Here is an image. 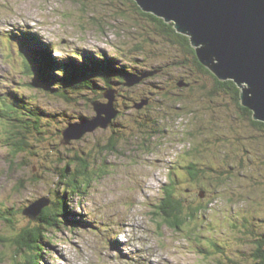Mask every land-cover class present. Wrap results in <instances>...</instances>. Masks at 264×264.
Masks as SVG:
<instances>
[{
    "label": "rangeland",
    "instance_id": "374dc122",
    "mask_svg": "<svg viewBox=\"0 0 264 264\" xmlns=\"http://www.w3.org/2000/svg\"><path fill=\"white\" fill-rule=\"evenodd\" d=\"M156 32L154 24L128 0H0V101L6 109L17 90L50 115L44 119L50 129L35 138L32 150L17 158L9 156L3 137L8 136L9 124L0 117V264H12L16 253L5 239L37 224L22 209H35L34 204L42 200L56 201L57 192L60 199L64 197V186H58V176L47 166L54 168L63 154L74 150L88 152L83 157L95 162L97 174L80 194L65 190L70 220L76 225H62L52 233L47 264H234L237 256L245 254L254 264V242L264 239V132L239 114L229 96L209 95L215 87L213 78L193 64L176 68L185 54ZM25 44L31 52L32 46L47 48L59 63L76 58L71 55L78 52L97 60L114 56L133 72L163 69L140 82L129 77L130 87L115 85L116 122L125 134L115 153L100 154L99 145L103 147L113 135L109 127L88 132L84 140L73 141L71 149L60 143L57 132L66 123L93 119L96 112L86 97L65 102L40 85L33 87L35 80L26 73ZM182 78L188 85L180 92L183 102L154 103L152 111L160 115L161 131L142 135L140 116L130 105L143 95L153 98L159 88L172 89ZM198 86L205 90L200 92ZM99 95L90 94L87 99ZM60 113L66 115L60 117ZM147 126L149 132L152 128ZM16 130L21 128H12ZM146 136L154 138L146 141ZM195 144L201 150L197 156L191 155ZM192 161L210 179L212 193H206L203 202L209 210L173 230L156 213L164 187L172 180L185 203L198 204L201 183L187 185ZM10 210L14 214L9 215Z\"/></svg>",
    "mask_w": 264,
    "mask_h": 264
},
{
    "label": "trees",
    "instance_id": "16d2710c",
    "mask_svg": "<svg viewBox=\"0 0 264 264\" xmlns=\"http://www.w3.org/2000/svg\"><path fill=\"white\" fill-rule=\"evenodd\" d=\"M128 1L134 6V9L147 17L154 24L157 35L166 38L172 44L176 45L182 54H185L186 58L184 60L175 63L176 68L182 69L186 67V65L193 64L203 75H208L213 78L215 87L209 95L216 97L229 96L239 110V114L243 115L244 118L249 119L252 126L264 132V122L254 120L253 112L241 104V88L234 81H220L209 69H207L199 61L197 52L195 48L192 47L188 36L179 34L172 23L168 24L161 18L143 12L134 0ZM34 48L35 46H32L34 51L31 52L28 44H25L24 46L26 60L29 62V66L26 67V73L35 80V83L32 86L38 88L40 85L42 86L40 88L41 90L47 92L52 97L65 102H71L73 97H86L87 101L85 99L83 100L89 102L93 109L95 102H108L105 97L107 91L116 90L115 92L118 96V90L114 89L118 87L115 85L118 84L119 89L122 87H128L127 78L129 76L143 77L145 76L144 74L147 75V72H133L132 70H128L125 65L121 64V66L120 60L114 56L113 59H110L105 55L100 60H97L93 56L92 58H88L87 56L79 55V53L76 52L71 55V57L73 58L75 56L78 60L74 58L59 63L58 59L53 58L47 48L42 50ZM159 70L161 71L163 69ZM167 70L169 69L167 68ZM150 72L153 73L154 70L149 71V73ZM22 85L24 87L26 86L25 83H22ZM172 87V89H167L165 87L164 90L163 88H159V90H157L159 92L155 93L153 98L143 95L139 102L134 103L133 106L130 105L136 115L138 114L140 116V128L141 126L144 128V132H142L143 134L140 133V135H144V133H146V135L153 133L154 135L161 131L159 128L160 122L158 121L160 115L159 113L152 111V105L154 103L162 105L168 101H174L175 103L183 102L180 92L188 88L186 80H184V78L178 79L176 84ZM198 87L199 88L196 89H199L200 92L205 90V86ZM15 93L18 95H14L12 97L13 100L6 105L7 110L4 109V105L0 101L2 103L0 104V117L9 124V128L7 126L8 136L3 137L5 138V145L9 150V156L11 158H17L20 155H24L28 150L33 149V146L36 143L35 138L38 137V135H43L47 132L49 125H46L44 119L47 116L48 118L50 116L40 105L29 98L27 99L25 95L21 96L19 91L15 90ZM97 93H100L99 96L102 98L104 97L105 99L100 101L99 96L97 99H95V97L87 99L88 95L92 94L93 96H97ZM204 94L207 95V93ZM205 97L208 98V96ZM181 107L183 108L184 106ZM59 115L62 117V115L65 116L66 114L60 113ZM57 116L53 119L56 120ZM178 117L180 118L181 115ZM67 119L76 118L70 117ZM83 119L84 118H82V120ZM116 120L117 118L113 119L109 125V128L112 129V140H108L107 144L103 147L99 145L102 151L100 154L106 152L115 153L118 141L120 138H125L124 132L121 131L122 126L118 124ZM145 122L148 124H145ZM70 125L67 126L66 123V126L57 132L58 137L62 138L60 143L68 148L74 145L73 141H75L73 140L66 145L63 144L64 132ZM147 125L152 128L149 132L147 131ZM13 127L15 129L21 128V131L16 130L12 132ZM146 137V141L154 138V136ZM84 138L85 137L80 140H84ZM28 139H31L33 144H31L30 141H27ZM49 142L50 140H47V143ZM193 146V149H191V155H200V145L195 144ZM70 152L71 153L69 154H63L60 157L61 163L56 164L54 168H52L53 166L51 164L47 166V169H50L48 167L51 166L53 174L58 176V186H64L62 189L64 190V197L60 199L59 195L61 192H57L56 198L58 199L56 201L50 199V205L43 208L36 220L30 218L32 221H36L37 224L26 227L18 234V236L16 235L12 239H5L13 245L16 251L12 264H47L46 257L51 254L49 247L53 245L52 233L61 230L62 225L66 227L76 225L75 220H70V217H72V211L69 208V202H66L69 196L65 190L69 189L70 193H73L74 195L80 194L91 186L93 182L92 175L97 174V172L95 162H89L83 157L89 155L87 151L74 150ZM59 153L62 154L61 152ZM187 169L189 171L188 175L190 176L187 185L199 182L201 183V192L211 194L212 189L208 186V184L211 183H209L210 179L207 176V172L200 168L194 161L190 163ZM85 180L87 181V184H82ZM206 180H208V182ZM84 185L87 186L85 189L83 188ZM174 185L175 184L172 180L164 187V197L161 201L162 205H160L159 212L156 213V215H159L162 221L173 230L182 229V226L190 222L192 218H195L197 214L202 215L209 210L208 207L204 208L203 202L196 204V206H192L191 204L193 203H185L186 200L176 194V187ZM186 193H190V191L186 190ZM12 210L14 211V209ZM12 210H10L8 214H14L12 213ZM25 210V208L22 209V214L27 216L24 213ZM4 219H7L4 220L6 222H12L9 218L4 217ZM244 226L246 227L245 223ZM0 239L2 238L0 237ZM254 243L255 250L251 255L252 261L254 264H264V239H258ZM24 247L26 248L24 249ZM203 253L206 254V251ZM18 257L19 259L23 257V260L20 261ZM234 260V264H252L250 257L246 254L237 256Z\"/></svg>",
    "mask_w": 264,
    "mask_h": 264
},
{
    "label": "water",
    "instance_id": "95a60500",
    "mask_svg": "<svg viewBox=\"0 0 264 264\" xmlns=\"http://www.w3.org/2000/svg\"><path fill=\"white\" fill-rule=\"evenodd\" d=\"M134 2L143 12L172 23L179 34L188 36L199 61L220 81H234L241 88V104L253 112L254 120L264 122V0ZM156 72L129 77L140 82ZM115 93L110 90L105 93L107 103H94L93 119L84 118L70 125L64 132L63 144L80 140L99 127H109L118 114ZM50 203V199L39 201L34 204L35 209L29 208L24 213L36 220ZM29 210L33 212L28 214Z\"/></svg>",
    "mask_w": 264,
    "mask_h": 264
},
{
    "label": "flooded vegetation",
    "instance_id": "af4514ba",
    "mask_svg": "<svg viewBox=\"0 0 264 264\" xmlns=\"http://www.w3.org/2000/svg\"><path fill=\"white\" fill-rule=\"evenodd\" d=\"M111 140H112V139H111ZM191 149H193V148H191ZM188 191H190V189H188ZM205 195H206L205 192H201V196H202V197H201L200 195H198V197L200 196V198H202V199H196V200H198V204H200V202H204V201H205V199H204V198H205V197H204ZM194 219H195V218H192V220H194ZM192 220H191V221H192ZM219 250H220V249H219Z\"/></svg>",
    "mask_w": 264,
    "mask_h": 264
},
{
    "label": "bare ground",
    "instance_id": "6f19581e",
    "mask_svg": "<svg viewBox=\"0 0 264 264\" xmlns=\"http://www.w3.org/2000/svg\"><path fill=\"white\" fill-rule=\"evenodd\" d=\"M87 119H88V118H87ZM118 245H119V244H118ZM119 246H120V245H119ZM119 246H118V247H119ZM153 249H154V248H153ZM153 251H154V250H153ZM110 259H111V258H110Z\"/></svg>",
    "mask_w": 264,
    "mask_h": 264
}]
</instances>
